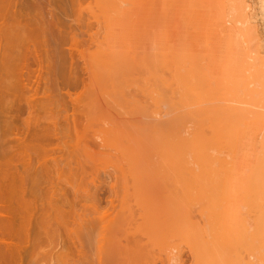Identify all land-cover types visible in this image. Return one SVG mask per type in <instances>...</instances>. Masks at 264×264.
<instances>
[{
  "label": "rangeland",
  "instance_id": "obj_1",
  "mask_svg": "<svg viewBox=\"0 0 264 264\" xmlns=\"http://www.w3.org/2000/svg\"><path fill=\"white\" fill-rule=\"evenodd\" d=\"M10 1L14 6L13 0H0L1 8L6 9L4 5H9ZM14 1V7L8 6L10 15L1 18L4 20L0 23L11 27L7 29L10 34L7 39L11 36L10 42L13 44L16 40L18 44L14 52H8L11 53L6 56L9 58L4 57L7 69L10 71L15 65L11 71L16 70L17 74L9 75L6 82L3 76L8 74L2 75L5 86L0 84V90L11 95L10 98L6 94L9 102L17 98L14 104L23 107V112L17 115L21 123L17 120V126L23 134L19 135L23 145L28 144V147L20 148L21 152L16 150V158H13L17 159L19 170L23 169L25 160L30 159L29 165L34 166L31 170L38 172L36 176L41 170L49 176L42 173L46 180L38 176L48 182L42 184L45 192L41 194L39 181L40 189L36 188L41 192H33L37 200L30 197L33 195L30 192L27 194L34 208H45L39 211L47 214L46 218L40 217L47 222L41 224V229L37 226L41 241L33 244L37 237H32L33 242L25 247L29 250L23 254V264H198L205 255L208 262L203 261L210 264L213 260L207 253L213 259L217 255L215 264H221L223 259L226 264H264V210H261L264 201L257 202L258 194L264 200V173L259 175L264 169V0H236L239 6L233 0ZM229 1H233L232 4ZM14 10L24 16L18 20L25 26L16 32H13L14 25L12 27L16 23L12 20ZM234 11L242 13L234 15ZM248 21L251 23L243 29L242 24ZM244 32L247 35L244 36ZM248 32L251 37L259 38L251 39ZM14 34L19 38L12 37ZM24 52L29 56L24 58ZM166 52L178 54L179 59L183 57L180 61L176 59L184 61L182 65H178L179 62L175 65L174 60L173 64L182 67V78L188 76L189 83L185 78L180 81V74L177 80L176 75L171 74L175 71L170 69L172 61L159 60V55ZM172 55L167 56L172 59ZM0 56L3 57L2 51ZM156 61L164 64L160 69L165 66L164 72L160 70L161 75L152 74L151 63L156 65ZM153 70L159 71L158 67ZM195 75L200 76L199 79ZM16 77H20L18 87H15ZM198 80L202 81L199 86ZM152 81L159 83L158 90ZM229 93L232 97L228 98ZM180 105L184 107L178 110ZM26 122H29V132L24 125ZM227 124L228 129H223ZM8 135L0 138V145L3 141H14V135ZM195 138H200L202 143ZM192 139L198 142L197 153L189 152L195 151L188 146H192ZM207 144L213 149L206 148ZM189 153L196 155L193 158ZM205 154L208 158L213 155L214 162L211 158L209 161L217 166H209ZM184 157L193 161L186 162ZM189 163L197 166L191 164V167ZM203 179H207L205 183ZM30 187L28 185L29 190ZM195 205L198 207L194 210ZM257 211L263 213L258 215ZM185 226L194 232L187 231ZM183 237L186 242L182 241ZM226 251L227 254H219ZM198 252L199 257L203 256L200 260L198 255L194 256Z\"/></svg>",
  "mask_w": 264,
  "mask_h": 264
},
{
  "label": "bare ground",
  "instance_id": "obj_2",
  "mask_svg": "<svg viewBox=\"0 0 264 264\" xmlns=\"http://www.w3.org/2000/svg\"><path fill=\"white\" fill-rule=\"evenodd\" d=\"M106 1V0H105ZM111 1V0H110ZM198 1V0H197ZM202 1V0H201ZM234 1V2H233ZM233 1H231V2H233L234 4H235V2L237 3V5L238 4H240V3H238L236 0H233ZM244 1V0H243ZM13 2L14 3H16L14 0H13ZM12 2V3H13ZM204 2V1H203ZM208 2V1H207ZM230 2V1H229ZM230 2V4H232ZM13 3V5L15 6V4ZM196 3V2H195ZM198 3V2H197ZM245 3V2H244ZM243 3V4H244ZM2 4H4V3H2ZM7 3H5V7H7L6 9H8V11L4 8V7H2L3 9H5L6 10V12H8V13H5V10H2V8H1V6H0V20H4V19H1V18H5V16H6V18L10 15V12H9V8H8V6L10 7V6H12L11 5V1H10V3H9V5H6ZM119 4V3H118ZM121 4V3H120ZM215 4H216V2H215ZM219 4V3H218ZM242 4V5H243ZM0 5H1V3H0ZM105 5V4H104ZM213 5V4H212ZM236 5V6H237ZM241 5V6H242ZM246 5L248 6L249 4H247L246 3ZM3 6V5H2ZM14 6H12V7H14ZM205 6V5H204ZM216 6V5H215ZM221 7H223L222 5H220ZM219 6V7H220ZM239 6V5H238ZM246 6V7H247ZM213 8H214V6H212ZM219 7H215V8H217V10H219L218 8ZM242 7H245V6H242ZM200 8V7H199ZM206 8H208V7H206ZM228 9H229V7H227ZM231 8L233 9V8H235V5H234V7H232L231 6ZM11 9V8H10ZM14 9V8H13ZM222 9V8H221ZM241 9V8H240ZM12 10V9H11ZM110 10V9H109ZM234 10V9H233ZM3 11V12H2ZM13 11V10H12ZM14 11H16V10H14ZM108 11V10H107ZM222 11H223V9H222ZM221 11V18H223L222 17V14H223V12ZM229 11H232L231 9L229 10ZM236 11V10H235ZM234 11V15H235V12ZM243 11V10H242ZM111 12V11H110ZM220 12V11H219ZM228 12V11H227ZM241 12V11H240ZM238 13V11H237V13H238V15H240L241 13ZM247 12V11H246ZM2 13H4V16H2L3 14ZM236 13V14H237ZM2 14V15H1ZM6 14V15H5ZM12 14V13H11ZM225 14V13H224ZM244 14V13H243ZM13 15V17H12V20L13 21H16V23L15 24H12V27H13V25H14V29L13 30H15V31H13V32H16V31H20V30H22V29H24L25 28V26H23V28H22V26L20 25V19L18 20V17L20 18V17H24L23 15H21V13L19 12H14V14H12ZM102 15V14H101ZM231 15H233V14H231ZM245 15H246V13H245ZM107 16V15H106ZM220 16V15H219ZM237 16V15H236ZM235 16V17H236ZM104 17H105V15H104ZM224 17H225V15H224ZM228 17V16H227ZM241 17H243L242 15H241ZM240 16H239V18H241ZM11 18V17H10ZM237 18V17H236ZM244 18V17H243ZM225 19V18H224ZM223 19V20H224ZM229 19V18H228ZM11 20V19H10ZM12 20L9 22V24H11V22H12ZM219 20V19H218ZM232 20V19H231ZM234 20H235V18H234ZM242 20V19H241ZM7 21V20H6ZM24 21H27V20H24ZM240 21V20H239ZM243 21V20H242ZM8 22V21H7ZM6 22V23H7ZM19 22V23H18ZM231 22V21H230ZM4 23V22H3ZM13 23V22H12ZM105 23V22H104ZM226 23V22H225ZM238 23V22H237ZM240 23V22H239ZM247 23H251V22H244V24H242L243 25V29H247V26H246V24ZM5 24V23H4ZM3 24V25H4ZM22 24H23V22H22ZM233 24H235L234 23V21H233ZM248 24V25H249ZM2 25V23H0V50L2 51V53H3V57L1 58V56H2V54H1V56H0V76H1V83L0 84H4L3 86H5V83L4 82H2V75H5V74H8L7 76H3L4 78H6L4 81L6 82V80H7V78L9 79V75L12 77V75L11 74H13V76H14V74H17L15 71H11V70H14V66L15 65H13V69H11L10 71L7 69L8 68V66H7V62H5V60H6V58H9V57H6L7 55H10L8 52L10 51H13V48L15 49V45H18V44H16V40H15V42H14V40H13V44H12V42H10V41H12V40H9V38L11 39V36L7 39V37H8V35H10V34H8V31L10 30V28H8V25H7V27H6V24H5V26H3ZM16 25V26H15ZM28 25V24H27ZM27 25H26V27H27ZM30 25V24H29ZM238 25V24H237ZM245 25V26H244ZM10 26V25H9ZM37 26V25H36ZM107 26V25H106ZM254 26V25H253ZM249 27V26H248ZM251 27V26H250ZM249 27V28H250ZM31 28V27H30ZM29 28V29H30ZM239 28H240V26H239ZM255 28V31H257L256 30V27H254ZM7 29H9V30H7ZM32 29V28H31ZM236 29H237V26H236ZM240 30H241V28H240ZM25 31V30H24ZM33 31V30H32ZM30 32V31H29ZM104 32V31H103ZM240 32V31H239ZM251 32H252V30H251ZM250 32V33H251ZM10 33V32H9ZM33 33V32H32ZM31 33V34H32ZM245 33V32H244ZM237 34V33H236ZM17 36H18V33L16 34ZM244 36L245 35H247L246 33L245 34H243ZM248 35H249V32H248ZM16 36V37H17ZM243 36V37H244ZM12 37H14V38H16L15 37V34H14V36H12ZM249 37L252 39V37H253V35H252V37H251V35H249ZM249 37H247L248 39H249ZM255 37H258L259 38V36H255ZM255 37H253V38H255ZM13 38V39H14ZM19 37H17V39H18ZM246 38V37H245ZM258 38H257V40H258ZM253 41V40H252ZM18 42H20V41H18ZM251 42V41H250ZM251 43H253V42H251ZM14 45V46H13ZM20 45V44H19ZM256 45H258L257 43H256ZM256 47V46H255ZM18 48V47H17ZM35 49V48H34ZM34 49H33V51H34ZM37 49V48H36ZM17 50V49H16ZM28 51V48L26 47V49H25V51ZM31 50V49H30ZM0 51V52H1ZM26 51V52H27ZM37 51V50H36ZM259 51V50H258ZM14 52V51H13ZM31 52V51H30ZM35 52V51H34ZM8 53V54H7ZM20 53V52H19ZM21 53H23V52H21ZM20 53V54H21ZM28 53V52H27ZM27 53H25L24 52V54H23V57L24 58H26V56L25 55H28ZM157 54V53H156ZM155 54V55H156ZM161 54V53H160ZM164 54H167L169 57L172 55V52H171V54L169 53H163L162 55H159V54H157V55H159L160 56V58H159V60L161 59V61L162 62H167V61H172V63L170 62V65H172V67L170 68V69H173V70H175L174 72H171V74L173 75L174 74V76L175 77H177V76H179V74L181 75L182 74V67L181 66H178V65H182L183 64V62H179L180 60H182V58L181 59H179L178 57L179 56H176V55H178V54H173L172 55V57H174V58H169L167 55H164ZM183 54V53H182ZM255 54H259V53H254V55ZM34 55V54H33ZM32 55V56H33ZM35 55H37L36 54V52H35ZM156 55V56H157ZM185 55V54H184ZM188 55V54H187ZM14 56H15V54H14ZM29 56V55H28ZM28 56H27V58H28ZM38 56V55H37ZM154 56V55H153ZM163 56V57H162ZM165 56V57H164ZM176 56V57H175ZM186 56V55H185ZM264 56V55H263ZM4 57H6V58H4ZM16 57H17V55H16ZM22 57V56H21ZM158 57V56H157ZM168 57V58H167ZM181 57V56H180ZM191 57V56H190ZM195 57V56H194ZM197 57V56H196ZM11 58V57H10ZM24 58H23V60H24ZM110 58V57H109ZM155 58V57H154ZM165 58H166V60H165ZM260 58V57H259ZM15 59H17V58H15ZM157 59V58H156ZM176 59H179V61H177ZM186 59V58H185ZM188 59V58H187ZM192 59V58H191ZM194 59V58H193ZM11 60V59H10ZM19 60V59H18ZM22 60V61H23ZM150 60V59H149ZM164 60V61H163ZM173 60H174V64L176 65L178 62H179V64L177 65V66H175L174 64H173ZM249 60V59H248ZM15 61V60H14ZM19 61H21V59L19 60ZM21 61V62H22ZM161 61H158V62H160L159 64L157 63V61H156V65H158V66H156V65H154V60H152V62H154V63H151L152 64V66H151V68H152V74L154 73L155 74V72H156V74H160L161 75V71L162 72H164L162 69H164V67L165 66H163V68L162 69H160V67L162 66V62ZM187 61V60H186ZM202 61V60H201ZM246 61H247V59H246ZM251 61V60H250ZM8 62H9V60H8ZM189 62H190V60H189ZM193 62V61H192ZM249 62V61H248ZM264 62V61H263ZM10 63H12V61L10 62ZM182 63V64H181ZM200 63H202V62H200ZM251 63V62H250ZM258 63V62H257ZM262 62H260V64H261ZM13 64V63H12ZM15 64V63H14ZM19 64H20V62H19ZM22 64V63H21ZM25 64V63H24ZM28 64V63H27ZM193 64H194V62H193ZM259 64V63H258ZM23 65V64H22ZM164 65V64H163ZM166 65V64H165ZM173 65L175 66V67H173ZM257 65V64H256ZM10 66H11V64H10ZM17 66L18 65H16V67L15 68H17ZM25 66V65H24ZM156 66V67H155ZM184 66V65H183ZM186 66V65H185ZM248 66V65H247ZM261 66V65H260ZM19 67H20V65H19ZM155 67V68H154ZM157 67H158V69H159V71H154L153 69H157ZM180 67V68H179ZM193 67V66H192ZM22 68V67H21ZM28 68V67H27ZM200 68V67H199ZM18 69V68H17ZM29 69V68H28ZM195 69H197V68H195ZM250 69V68H249ZM20 70V69H19ZM22 70V69H21ZM161 70V71H160ZM177 70V71H176ZM181 70V72L179 73V71ZM193 70V69H192ZM198 70V69H197ZM204 70V69H203ZM23 71V70H22ZM24 71H26V70H24ZM199 71V70H198ZM205 71V70H204ZM203 71V72H204ZM257 71V70H256ZM21 72V71H20ZM31 72V71H30ZM29 72V74H31ZM146 72V71H145ZM191 72V71H190ZM206 72V71H205ZM254 72V71H253ZM260 72V71H259ZM263 71L261 70V73H262ZM192 73V72H191ZM196 73V72H195ZM260 73V74H261ZM18 74H20V73H18ZM21 74H23V73H21ZM28 74V73H27ZM148 74V73H147ZM163 74V73H162ZM187 75L189 74V72L188 73H186ZM192 74H194V73H192ZM198 74V73H197ZM203 74V73H202ZM204 74H206V73H204ZM263 74V73H262ZM261 74V75H262ZM151 75V74H150ZM199 75V74H198ZM198 75H195V78L197 77L198 79H199V77L200 76H198ZM255 75V74H254ZM258 75V74H257ZM182 76L183 75H181V76H179V79H181L180 81H183L182 79L183 78H185V79H187V81L189 80V78H187L186 76H184L183 78H182ZM192 76V75H191ZM250 76H251V74H250ZM157 77H158V75H157ZM160 77H162V76H160ZM174 77V78H175ZM256 77V76H255ZM254 77V78H255ZM262 77H264V76H262ZM15 78V77H14ZM14 78H12L13 80H14ZM17 78V77H16ZM152 78V77H151ZM154 78H156L155 76H154ZM172 78V77H171ZM192 78H193V76H192ZM257 78V77H256ZM178 79V77L176 78V80ZM203 79V78H202ZM210 79V78H209ZM227 79V78H226ZM229 80L231 79V78H228ZM17 80V82L15 83V87H18V85L20 86V84H19V80H20V77H19V79L17 78V79H15V81ZM152 80V79H151ZM154 80V79H153ZM157 80V79H156ZM206 80V79H205ZM208 80V79H207ZM237 80V79H236ZM240 80V79H239ZM245 80V79H244ZM247 80V79H246ZM257 80V79H256ZM260 80H263L262 78L260 79ZM185 81V80H184ZM195 81H196V79H195ZM199 81V80H198ZM197 81V82H198ZM209 81V80H208ZM227 81V80H226ZM233 81H235V80H233ZM232 81V82H233ZM238 81V80H237ZM241 81H242V79H241ZM252 81V80H251ZM21 82V81H20ZM158 82V81H157ZM202 82V81H201ZM200 81L197 83L198 84V86H199V83H201ZM223 82V81H222ZM152 83L154 84V86H155V88H156V86L157 85H159V83L156 85V83L154 82V81H152ZM167 83V82H166ZM187 83H189V81L187 82ZM196 83V82H195ZM205 83H207L206 81H205ZM224 83H226V82H224ZM227 83H229V82H227ZM226 83V84H227ZM238 83H239V81H238ZM243 83H245V81H243ZM248 83H249V81H248ZM263 83V82H262ZM18 84V85H17ZM161 84V83H160ZM208 84H209V82H208ZM212 84H214V82L213 83H211V85ZM237 84V83H236ZM259 84V83H258ZM10 85V84H9ZM14 85V84H13ZM161 85H164V83L162 82V84ZM188 85V84H187ZM201 85V84H200ZM207 85V84H206ZM231 85V84H230ZM255 85V84H254ZM11 87H12V85H10ZM152 86V85H151ZM154 86H152V89H155V88H153ZM165 86V85H164ZM163 86V87H164ZM181 86V85H180ZM183 86V85H182ZM195 86V85H194ZM198 86H197V88H198ZM208 86V85H207ZM210 86V85H209ZM233 86H235V85H233ZM238 86V85H237ZM14 87V86H13ZM187 87V86H186ZM218 87V86H217ZM243 87H244V85H243ZM4 89L3 90H5V87H3ZM159 88H160V86H159ZM181 88V87H180ZM193 88V87H192ZM212 88V87H211ZM216 88V87H215ZM251 88H252V86H251ZM251 88H249V89H251ZM254 88V87H253ZM262 89H263V87H261ZM0 89H1V87H0ZM9 89H10V87H9ZM16 89V88H15ZM15 89L13 90V91H15ZM151 89V88H150ZM162 89V88H161ZM255 89V88H254ZM258 89V88H257ZM2 90V89H1ZM0 90V92L2 93H0L1 95H0V108L3 106V108H2V110L0 109V138L1 137H3V138H5V136H7L8 134L10 135H14V141H12V142H10V141H8V143L6 142V143H4V141H3V143L0 145V264H23V259H24V255L23 254H25L26 252V250H27V248L25 249V247H28L27 245L29 244V246H30V241L32 240V242H33V239H32V237H39L38 239L36 238H34V243L33 244H37V243H39L40 241H41V237H40V230L39 229H41V227H42V225L41 224H44L45 222L44 221H46L47 222V220H45V219H43L45 216H47V214L46 213H41V211H43V209H45V208H43V207H41V209L39 208V210H41V211H39L38 210V208H34L33 207V203L31 202V200H29V195H27V194H29L28 192H30L31 194L30 195H32V196H30V197H35L36 198V195L34 196V193H36V192H41V191H37L38 189H40L39 187H37V185L39 184V181H40V183H41V186H40V184L38 185V186H40V187H42V184H44V183H46V182H48V181H41L40 180V178L38 179V176L39 175H42L43 176V174L44 175H47V174H45L44 172H43V170H41L42 171V173H39L38 174V176H36L37 175V171L36 170H31L32 168L34 169V166L32 167L31 165H29L30 164V159H29V162L27 161L26 162V160H25V162H24V164H22L23 165V169H20L19 170V168H18V161H17V159L16 160H14V158H16V156H15V154H16V150L17 151H19V149L21 148V150H23V149H25L26 150V148L28 147V144H27V147H25V145L26 144H24L23 145V143L22 142H24V141H22V138L20 139V137H22V136H20L19 137V135H23V134H20V130H19V126H17L20 122H19V120H18V116L17 115H19V114H21V111L23 112V107L21 108V106H16L15 104H14V101H15V99H17V98H15L14 99V101H8L9 100V97L11 96H9V93L6 95V94H4L5 92H2ZM148 90V89H147ZM157 90H158V86H157ZM166 90V89H165ZM164 90V91H165ZM211 90V89H210ZM186 91V90H185ZM240 91V90H239ZM16 92V91H15ZM169 91H167V93H168ZM197 92V91H196ZM194 93V92H193ZM220 93V92H219ZM224 93V92H223ZM231 93V92H230ZM230 93H229V95L227 96L228 98H229V96H230ZM250 93H251V91H250ZM253 93V92H252ZM256 93H257V91H256ZM260 93H261V91H260ZM12 94V93H11ZM152 94V93H151ZM185 94V93H184ZM238 94V93H237ZM262 94V93H261ZM6 95V96H5ZM239 95V94H238ZM237 95V96H238ZM244 95V94H243ZM250 95V94H249ZM218 96V95H217ZM234 96V95H233ZM235 96H236V94H235ZM242 96V95H241ZM248 96V95H247ZM253 95H251V97L250 98H253L252 97ZM259 96H261V95H259ZM259 96H258V98H259ZM7 97H8V100H7ZM185 97V96H184ZM194 97H195V95H194ZM208 96H206L205 98H207ZM212 97V96H211ZM230 97H232V96H230ZM245 97V96H244ZM263 98H264V96H262ZM11 98V97H10ZM153 98V97H152ZM151 98V99H152ZM198 98V97H197ZM202 98H203V96H202ZM238 98H239V96H238ZM258 98H257V100H258ZM186 99V98H185ZM184 99V100H185ZM196 99V98H195ZM212 99V98H211ZM240 99V98H239ZM246 99H249V98H246ZM260 99L261 98H259V101H260ZM8 101V104L6 103L7 101ZM12 100V99H11ZM187 100V99H186ZM199 100V99H198ZM203 100V99H202ZM238 100V99H237ZM252 100H256V99H252ZM252 100H249V101H252ZM6 101V102H5ZM169 101V100H168ZM183 101V100H182ZM196 101V100H195ZM240 101V100H239ZM247 101V100H246ZM12 102V103H11ZM193 102H194V100H193ZM197 102V101H196ZM195 102V103H196ZM210 102V101H209ZM214 102V101H213ZM234 102H236V101H234ZM261 102V101H260ZM260 102H258V103H260ZM18 103V102H17ZM191 103V102H190ZM206 103H207V101H206ZM215 103V102H214ZM239 103H241V102H239ZM242 103H243V101H242ZM253 103H256L255 101L254 102H252L251 104L252 105H255V104H253ZM3 104H7L6 106L7 107H5V105H3ZM163 104V103H162ZM181 104V103H180ZM202 104V103H201ZM227 104V103H226ZM244 104H245V102H244ZM262 105H263V103H261ZM260 104V105H261ZM30 105V104H29ZM186 105V104H185ZM190 105V104H189ZM199 105V104H198ZM211 105V104H210ZM213 105V104H212ZM230 105V104H229ZM232 105H236V104H232ZM247 105H249V103H247L246 104V106ZM258 105V104H257ZM256 105V106H257ZM261 105V106H262ZM164 106V105H163ZM170 106V105H169ZM168 106V107H169ZM181 106H183V105H180V106H178V110H179V107L181 108ZM194 106H195V104H194ZM204 106H206V105H204ZM237 106V105H236ZM245 105H243V107H244ZM245 106V110H246V108L248 107H246ZM260 106V107H261ZM175 107V106H174ZM184 107V106H183ZM190 107V106H189ZM196 107H200V106H196ZM195 107V109H197ZM251 108H252V106H250ZM257 107H259V106H257ZM259 107V108H260ZM225 108H227V106L225 107ZM230 108V107H229ZM228 108V109H229ZM232 108V107H231ZM241 108V107H240ZM239 108V109H240ZM254 108V107H253ZM258 108V109H259ZM262 108H263V106H262ZM175 109V108H174ZM190 109H193V108H190ZM228 109H226L225 111H227ZM239 109H237L236 111H238L239 112ZM242 109V108H241ZM256 109V108H255ZM173 110V109H172ZM205 110V109H204ZM210 110H212V108L210 109ZM214 110V109H213ZM230 110V109H229ZM243 110V109H242ZM254 110V109H253ZM175 111H176V109H175ZM191 111H194V110H191ZM190 111V112H191ZM250 111V110H249ZM216 112V111H215ZM219 112V111H218ZM235 112V111H234ZM246 112V111H245ZM244 112V113H245ZM251 112H252V110H251ZM254 112H255V110H254ZM254 112H252L253 114H258V113H254ZM258 112H259V110H258ZM197 113H199V112H197ZM227 113V112H226ZM229 113H230V111H229ZM246 113H248V109H247V112ZM250 113V112H249ZM252 113H250L251 115H252ZM261 113V112H260ZM264 113V112H263ZM187 114V113H186ZM196 114V113H195ZM210 114H212V113H210ZM209 114V115H210ZM216 114V113H215ZM214 114V115H215ZM218 114V113H217ZM188 115V114H187ZM190 116H191V114H189ZM261 115V114H260ZM264 115V114H263ZM21 116V115H20ZM197 116V115H196ZM196 116H193V118L194 117H196ZM208 116V115H207ZM227 116V115H226ZM223 117V116H222ZM240 117H243V116H240ZM257 117H259V116H257ZM186 118V117H185ZM189 118V117H188ZM187 118V119H188ZM191 118V117H190ZM220 118V117H219ZM233 118H235L234 116H233ZM195 119V118H194ZM194 119H193V121H194ZM205 119V118H204ZM213 119H214V117H213ZM218 118H216L215 120H217ZM223 119V118H222ZM239 119V118H238ZM246 119V118H245ZM252 119H254V118H252ZM17 120H18V122H17ZM21 120V119H20ZM208 120H209V118H208ZM210 120H212V119H210ZM242 120V119H241ZM240 120V121H241ZM180 121V120H179ZM190 121H192V119L190 120ZM204 121V120H203ZM185 122V121H184ZM220 122V121H219ZM230 122V121H229ZM17 123V124H16ZM27 123H29V122H26L24 125H25V127H29V125L27 124ZM186 123V122H185ZM205 123V122H204ZM216 124V126H217V123H218V121L217 122H215ZM221 124H222V122H220ZM21 124V123H20ZM189 124H191V122L189 123ZM214 124V123H213ZM219 124V123H218ZM224 124H225V122H224ZM234 124V123H233ZM181 125V124H180ZM212 125V124H211ZM223 125V124H222ZM222 125H221V127H222ZM226 125V124H225ZM228 125L229 124H227V126H224L223 127V129L225 128V127H227V129H228ZM241 125V124H240ZM190 126V125H189ZM214 126V125H213ZM30 128V127H29ZM28 128V132L30 131V129ZM35 128H37V127H35ZM185 128V127H184ZM190 128V127H189ZM192 128V127H191ZM220 128V127H219ZM232 128V127H231ZM32 129V128H31ZM39 129V128H38ZM37 129V130H38ZM221 129V128H220ZM219 129V130H220ZM233 129V128H232ZM184 130V129H183ZM189 130V129H188ZM193 130V129H192ZM212 131H213V129H211ZM236 130V129H235ZM25 131V130H24ZM198 131V130H197ZM196 131V132H197ZM207 131H208V129H207ZM223 131V130H222ZM27 132V133H28ZM188 132V131H187ZM216 132H217V129H216ZM227 132V131H226ZM35 133V132H34ZM191 133V132H190ZM198 133H200V132H198ZM205 133V132H204ZM215 133V132H214ZM213 133V135H215ZM235 133V132H234ZM25 134H26V131H25ZM30 134H31V132H30ZM29 133H28V135H30ZM37 134V133H36ZM187 134H189V133H187ZM210 134V133H209ZM217 134V133H216ZM228 134H230V133H228ZM8 135V136H9ZM197 135V134H196ZM199 135V134H198ZM212 135V134H211ZM46 136H49V135H47L46 134ZM185 136H187V137H189V135H186V133H185ZM200 136V135H199ZM205 136V135H204ZM223 136V135H222ZM232 136H233V134H232ZM25 137H27V135L25 136ZM29 137V136H28ZM28 137H27V139H26V141L28 142L29 141V139H28ZM191 137V136H190ZM194 137V136H193ZM203 137V136H202ZM217 137V136H216ZM220 137V136H219ZM235 137V136H234ZM24 139V138H23ZM188 139V138H187ZM190 139V138H189ZM195 139H197V138H195ZM204 139V138H203ZM211 139H212V137H211ZM210 139V140H211ZM12 140H13V138H12ZM198 141H200L201 142V139L199 138V139H197ZM196 140V141H197ZM208 141H209V139H207ZM215 140V139H214ZM213 140V141H214ZM217 140V139H216ZM16 141V142H15ZM25 141V142H26ZM191 141V140H190ZM192 141H193V139H192ZM204 141H206V138L204 139ZM203 141V142H204ZM233 141V140H232ZM262 141V140H261ZM15 142V143H14ZM21 142V143H20ZM181 142V141H180ZM195 142V140L193 141V142H190L191 143V145L192 146H190V145H188L189 147H192V149L193 150H195V151H190L189 150V152H196V151H198L199 150V148H198V142H196V143H194ZM219 142V141H218ZM220 142H221V139H220ZM13 143V144H12ZM21 144V145H23V148H22V146L21 145H19V144ZM187 143V142H186ZM185 143V144H186ZM202 143V142H201ZM207 143V142H206ZM208 143H210V141L208 142ZM215 143H216V141H215ZM215 143H213L212 142V145H214ZM262 143V142H261ZM15 144V146H13ZM179 144V143H178ZM200 144V143H199ZM217 144V143H216ZM18 146V148H16L17 146ZM177 145V144H176ZM183 145V144H182ZM202 145V144H201ZM207 145H209V144H207ZM206 145V148L208 147V148H210L211 146L209 145V146H207ZM186 146V145H185ZM216 146V145H215ZM181 147V146H180ZM189 147H187V148H189ZM203 147H205V146H203ZM264 147V146H263ZM30 148V147H29ZM202 148V147H201ZM205 148V149H206ZM190 149V148H189ZM211 149H213V146H212V148H210V150ZM221 149V148H220ZM21 150L19 151V152H21ZM24 150V151H25ZM177 150V149H176ZM179 150V149H178ZM181 150V149H180ZM210 150H207V151H209L210 152ZM186 151V150H185ZM202 151V150H201ZM223 151V150H222ZM221 151V152H222ZM28 152V151H27ZM175 152V151H174ZM181 152H182V150H181ZM206 152V151H205ZM218 152V151H217ZM220 152V151H219ZM197 153V152H196ZM202 153V152H201ZM212 153V152H211ZM225 153V152H224ZM261 153V152H260ZM264 153V152H263ZM172 154V153H171ZM183 154V153H182ZM190 154V156H191V153H189ZM189 154H187V156L186 157H188L189 158ZM199 154V153H198ZM203 154V153H202ZM214 154V153H213ZM184 155V154H183ZM186 155V154H185ZM184 155V156H185ZM194 155H196L195 153L191 156V157H193ZM210 155V154H209ZM221 155V153L219 154V156ZM205 157L204 158H206V159H208V161L210 160L209 158H211V157H207L208 155H204ZM210 156H212V161L214 160L213 159V155H210ZM223 156H225V155H223ZM259 156H261L260 154H259ZM14 157V158H13ZM175 157V156H174ZM201 156H199V158H200ZM217 157V156H216ZM20 158V157H19ZM181 158H183V157H181ZM185 158V157H184ZM187 158V159H188ZM194 158V157H193ZM192 158V159H193ZM197 158V157H196ZM198 158V159H199ZM263 158V157H262ZM262 158L260 159V161L262 160ZM170 159V158H169ZM171 159H173V158H171ZM186 159V158H185ZM186 159V162H192V161H189L190 159H188L187 160ZM216 159V158H215ZM229 159V158H228ZM195 160V159H194ZM202 160V159H201ZM217 160V159H216ZM164 161V160H163ZM180 161H183V162H185V160H180ZM206 161V160H205ZM212 161H209L208 163V165L210 166V164H214ZM222 161V160H221ZM228 161V160H227ZM21 162V161H20ZM197 163H198V161H196ZM201 162V161H200ZM199 162V163H200ZM218 163H219V160L217 161ZM216 162V163H217ZM226 162V161H225ZM263 162H264V159H263ZM17 163V164H16ZM21 163H23V162H21ZM20 163V164H21ZM28 163V164H27ZM171 163V162H170ZM220 163H222V162H220ZM259 163V162H258ZM262 163V162H261ZM173 164V163H172ZM183 164H185V163H183ZM194 166L195 164L194 163H189V165L192 167V165ZM206 164H207V161H206ZM205 164V165H206ZM257 164V163H256ZM26 165V166H25ZM215 165V164H214ZM184 166V165H183ZM188 166V165H187ZM195 166H197V165H195ZM215 166H217V165H215ZM220 166V165H219ZM256 166H258V165H256ZM27 167V168H26ZM30 167H32V168H30ZM189 167V166H188ZM190 167V168H191ZM199 167V166H198ZM197 167V168H198ZM201 167H202V165H201ZM204 168H205V166H203ZM208 166H206V168H207ZM36 168V167H35ZM41 168V167H40ZM43 168V167H42ZM44 169V168H43ZM186 169V168H185ZM193 169V168H192ZM203 169V168H202ZM201 169V170H202ZM213 169V168H212ZM211 169V170H212ZM45 170H47V169H45ZM44 170V171H45ZM170 170V169H169ZM183 170H184V167H183ZM182 170V171H183ZM186 170H189V169H186ZM194 170H197L195 167H194ZM193 170V171H194ZM217 170V169H216ZM252 170H254V169H252ZM259 170V169H258ZM40 171V172H41ZM199 171H200V168H199ZM260 171H262V173L261 174H259L257 171H256V173L257 174H259L260 176H263L262 174L264 173L263 171H264V169L263 170H260ZM46 172V171H45ZM195 172V171H194ZM196 172H198V170L196 171ZM223 172V171H222ZM185 173H186V171H185ZM184 173V174H185ZM189 173V172H188ZM188 173H187V175H188ZM191 173H192V171H191ZM253 173V172H252ZM215 174V173H214ZM257 174H253V175H257ZM207 176H208V174H206ZM48 176V175H47ZM185 176V175H184ZM211 176V175H210ZM259 176V177H260ZM41 177V176H40ZM45 176H43V178H44ZM49 177V176H48ZM209 177V176H208ZM208 177H205V178H207V179H209ZM258 177V176H257ZM42 177H41V179H43ZM186 178H187V176H186ZM190 178H192V177H190ZM189 178V179H190ZM201 178V177H200ZM202 178H204V177H202ZM250 178V177H249ZM263 177H261L260 178V180L262 179ZM45 179V178H44ZM50 179V178H49ZM183 179H185V177H183ZM194 179V178H193ZM206 179V180H207ZM254 179V181H255V179L256 178H253ZM258 179V178H257ZM46 180V179H45ZM187 180V179H186ZM202 180V179H201ZM205 179H203V181H204ZM205 180V181H206ZM259 180V179H258ZM260 180H259V182H260ZM188 181V180H187ZM198 181V180H197ZM196 181V182H197ZM200 181V180H199ZM199 181H198V184H199ZM205 181H204V183H205ZM209 181V180H208ZM207 181V182H208ZM212 181V180H211ZM216 181V180H215ZM176 182H178V181H176ZM192 182V181H191ZM253 182V181H252ZM256 182H258L257 180H256ZM203 183V184H204ZM250 183V182H249ZM254 184H256V183H254ZM264 184V183H263ZM28 185L29 186H31L30 187V190H29V188H28ZM48 185V184H47ZM260 185V184H259ZM44 186V185H43ZM211 186H212V184H211ZM211 186H209V187H211ZM260 186H263L262 185V182H261V185ZM34 187V188H33ZM38 189H37V188ZM214 187V186H213ZM218 186H216V188H217ZM198 188V187H197ZM212 188V187H211ZM250 188H251V186H250ZM253 188V187H252ZM257 188H258V186H257ZM261 188V187H260ZM263 188V187H262ZM44 189V187H42L40 190H43ZM47 186H46V191H47ZM255 189H256V187L254 188V192H255ZM185 190V189H184ZM204 190V192H205V189H203ZM212 190V189H211ZM216 190V189H215ZM214 190V191H215ZM245 190V189H244ZM259 190V189H258ZM260 190H262V189H260ZM52 191V190H51ZM200 191V190H199ZM209 191H210V189H209ZM250 191V190H249ZM34 192V193H33ZM43 192H45L44 190L41 192V194L43 193ZM195 192V191H194ZM217 192V191H216ZM260 192V191H259ZM263 192V191H262ZM261 192V193H262ZM188 193H189V191H188ZM192 193V192H191ZM211 193V192H210ZM41 194H39V195H41ZM44 194V193H43ZM47 194V193H46ZM197 194V193H196ZM202 194V193H201ZM214 194V193H213ZM254 194H256V193H254ZM205 195V194H204ZM207 195V194H206ZM210 195V194H209ZM259 196H258V199H257V202H258V200L261 202L262 201V203H263V201L264 200H262L261 198H259L260 197V194H258ZM199 196V195H198ZM213 196H216V195H213ZM263 196V195H262ZM37 197H39V196H37ZM41 197V196H40ZM42 197H43V195H42ZM190 197H192V196H190ZM204 197V196H203ZM250 198L252 197V196H249ZM253 197H254V195H253ZM196 198V197H195ZM200 198H202V196L200 197ZM29 201H28V200ZM197 199V198H196ZM247 199H248V197H247ZM254 199H256V197L254 198ZM253 199V200H254ZM261 199V200H260ZM35 200V199H34ZM36 200H37V198H36ZM208 200H209V198H208ZM251 200V199H250ZM26 201H28V202H30L29 204H28V202L26 203ZM197 201H199V200H197ZM205 201V200H204ZM203 201V202H204ZM248 201V200H247ZM252 201V200H251ZM23 202V203H22ZM25 202V203H24ZM202 202V201H201ZM256 201H254V204L256 205L257 203H255ZM36 203V202H35ZM184 203V202H183ZM205 203H207V202H205ZM220 203V202H219ZM261 203V204H262ZM189 204V203H188ZM200 205L201 204H203V203H199ZM198 204V205H199ZM251 204V203H250ZM34 205H36V204H34ZM185 205V204H184ZM198 205H197V207H198ZM211 205V204H210ZM254 205V206H255ZM258 205H259V203H258ZM264 205V204H263ZM31 206V207H30ZM144 206V205H143ZM179 206V205H178ZM246 206V205H245ZM168 207H169V205H168ZM176 207V206H175ZM194 207V206H193ZM196 207V205H195V207H194V210H195V208H197ZM209 207V206H208ZM244 207V206H243ZM192 208V207H191ZM203 208V207H202ZM207 208V207H206ZM248 208V207H247ZM38 210V212H37V210ZM205 209V208H204ZM203 209V210H204ZM217 209V208H216ZM215 209V210H216ZM248 209H250V208H248ZM255 209H257V208H255ZM188 210V209H187ZM207 210H209V209H207ZM206 210V211H207ZM218 210V209H217ZM257 210H259V209H257ZM261 210H264V209H261ZM45 212H46V210H44ZM183 211V210H182ZM202 211V210H201ZM205 211V210H204ZM253 211H255V210H253ZM191 212V211H190ZM208 212V211H207ZM212 212V211H211ZM256 212V211H255ZM262 212V211H261ZM183 213H184V211H183ZM206 213V212H205ZM215 213V212H214ZM213 213V214H214ZM263 213V212H262ZM262 213H259V214H262ZM38 214V215H37ZM186 214V213H185ZM204 214V213H203ZM257 214H258V211H257ZM258 214V215H259ZM45 215V216H44ZM205 215V214H204ZM263 215H264V213H263ZM44 216V217H43ZM49 216H51V215H49ZM192 216H194V215H192ZM199 216V215H198ZM210 216H212V215H210ZM39 218V220H38V218ZM40 217H43V218H40ZM195 217V216H194ZM194 217H193V219H194ZM203 217V216H202ZM207 217L209 218V215H207ZM37 218V219H36ZM46 218V217H45ZM42 219V220H41ZM47 219H48V217H47ZM211 219V218H210ZM49 220L50 221H52V219H50L49 218ZM48 220V221H49ZM40 221V222H39ZM211 221V220H210ZM37 223H38V225H37ZM34 225H35V229L33 230V228H34ZM186 225V224H185ZM193 225V224H192ZM37 226H38V228L39 229H37ZM213 226V225H212ZM186 227V230L187 231H191V230H193V229H187V226H185ZM191 227V226H190ZM198 227V226H197ZM192 228V227H191ZM196 229V228H195ZM194 229V230H195ZM199 229V228H198ZM212 229H213V227H212ZM223 229V228H222ZM221 229V230H222ZM33 231H34V233H35V231H36V233H35V235L33 234ZM39 231V232H38ZM197 231V230H196ZM218 231V230H217ZM182 232H184V231H182ZM192 233L194 232V231H191ZM191 232H189V233H191ZM198 232V231H197ZM37 233H38V235H37ZM188 233V232H187ZM191 233V234H192ZM89 234V233H88ZM88 234H87V237H88ZM184 234V233H183ZM196 234L197 233H195V236H196ZM32 235H34V236H32ZM185 235H188V234H185ZM185 235H184V237H185ZM90 236V235H89ZM92 236V235H91ZM194 236V235H193ZM84 237H86V235L84 236ZM184 237H183V240L182 241H184V242H186L185 240H184ZM187 237H189V235L187 236ZM187 237H185V239H187L188 240V238ZM192 237V236H191ZM198 237V236H197ZM91 238V237H90ZM93 238V237H92ZM96 239V238H95ZM36 240H38V241H36ZM81 240V239H80ZM92 240V239H91ZM190 240V239H189ZM193 240H196V238H194L193 237ZM98 242V241H97ZM190 242V241H189ZM188 243V242H187ZM187 243H186V245H187ZM195 243V242H194ZM33 244H31V245H33ZM79 244H80V242H79ZM97 244V243H96ZM228 244V243H227ZM75 245V244H74ZM83 245V244H82ZM197 245V244H196ZM195 245V246H196ZM199 245H200V243H199ZM208 245H211V244H208ZM217 245H219V244H217ZM36 246V245H35ZM80 246V245H79ZM188 246H190V245H188ZM187 246V248H189ZM194 246V245H193ZM203 246H207V245H203ZM78 247V246H77ZM199 247V246H198ZM197 247V248H198ZM210 246H208V248H209ZM212 247V246H211ZM193 248V247H192ZM191 248V251H193V249ZM196 248V247H195ZM201 248V247H200ZM205 248V249H204ZM203 249L204 250H206V247H204ZM202 249V248H201ZM203 249H202V251H203ZM220 249V248H219ZM24 250V251H23ZM29 250V249H28ZM27 250V251H28ZM77 250V249H76ZM197 251H198V249H196ZM207 250H209V249H207ZM221 250V249H220ZM227 250V249H226ZM201 251V252H202ZM25 252V253H24ZM200 252V251H199ZM199 252H198V254H194V256H196L197 257V255H198V257L197 258H199V260L201 259V258H203V256H200L199 257ZM207 252V251H206ZM210 252V251H209ZM215 252V251H214ZM225 252V251H224ZM79 253V252H78ZM192 253V252H191ZM203 253V252H202ZM212 253V252H211ZM211 253H209L210 255H211ZM216 253V252H215ZM214 253V254H215ZM204 254V253H203ZM219 254L220 255H223V254H227V251H226V253H221V252H219ZM27 255V254H26ZM202 255V254H201ZM213 255V254H212ZM207 256L208 257H210L213 261L211 262L210 261V264H212V263H216V260H217V255H215L216 256V259H213L212 258V256H209L208 255V253H207ZM196 257H193V259L195 258V260L194 261H196V262H194V263H197V259H196ZM223 257V256H222ZM205 258H207L206 257V255H205V257L202 259V260H200V263H203V264H205V262L203 261ZM210 258H208V260L210 259ZM225 258V257H224ZM210 259V260H211ZM223 259V258H222ZM214 260H215V262H214ZM201 261H203V262H201ZM205 261L206 262H208L207 261V259H205ZM218 261H222V260H218ZM224 261L226 262V259L224 260L223 259V261H222V263H224ZM200 263H198V264H200ZM221 263V264H222ZM169 264V263H168ZM177 264V263H176ZM219 264V263H218ZM224 264H226V263H224ZM228 264V263H227Z\"/></svg>",
  "mask_w": 264,
  "mask_h": 264
}]
</instances>
